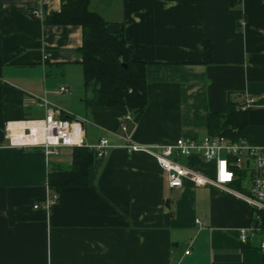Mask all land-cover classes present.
I'll list each match as a JSON object with an SVG mask.
<instances>
[{"label": "crops", "instance_id": "crops-1", "mask_svg": "<svg viewBox=\"0 0 264 264\" xmlns=\"http://www.w3.org/2000/svg\"><path fill=\"white\" fill-rule=\"evenodd\" d=\"M62 1L0 0V264H263L260 237H239L251 219L245 203L190 179L171 188L155 157L125 145L201 139L209 113L246 98L247 140L264 145V0H89L146 63L148 104L128 120L124 107L86 105L82 28L44 21ZM44 99L64 117L85 119L87 146L109 140L86 185L49 187L51 171L71 167V147L46 155L5 137L6 123L43 117ZM178 160L214 177L198 153Z\"/></svg>", "mask_w": 264, "mask_h": 264}, {"label": "built area", "instance_id": "built-area-1", "mask_svg": "<svg viewBox=\"0 0 264 264\" xmlns=\"http://www.w3.org/2000/svg\"><path fill=\"white\" fill-rule=\"evenodd\" d=\"M32 14L39 18L45 16L40 10H34ZM59 91L69 92V89L61 86ZM252 102V98H246L239 108L247 110ZM41 105L46 107L43 117L6 123L5 137L11 145L40 147L46 155H57L61 147L86 146L97 157L105 156L108 138L101 137L96 145L87 146L83 117L71 114L64 117L59 114L58 107L45 99ZM125 118L128 120L132 116L128 113ZM119 126L123 131L127 130L124 120ZM127 141L125 148L128 152H145L155 157L167 173L169 187L181 188L185 180L190 179L197 185H210L245 203L251 211V219L248 226L239 229L240 240L247 243L254 237H260L259 249L264 253V145H252L247 138L231 140L217 134H207L201 139L179 137L174 143L158 146ZM193 153L214 164L213 178L179 162L178 157H188ZM56 200L57 195H53L42 206L49 208ZM39 206L36 204L35 208ZM196 221L201 224L199 219Z\"/></svg>", "mask_w": 264, "mask_h": 264}, {"label": "trees", "instance_id": "trees-1", "mask_svg": "<svg viewBox=\"0 0 264 264\" xmlns=\"http://www.w3.org/2000/svg\"><path fill=\"white\" fill-rule=\"evenodd\" d=\"M44 21L53 25H79L82 44L78 47L83 67L84 89L90 92L86 105L124 107L130 114L139 113L148 104L146 63L134 59L122 32L109 30V23L89 8V0H63L61 9L51 12ZM211 44L205 42V61L211 60ZM248 109L229 101L225 113L211 112L207 117L208 133L231 140L247 138ZM72 148L69 169L49 173V187L57 192L68 186L86 185L94 153L86 146ZM264 264V255H263Z\"/></svg>", "mask_w": 264, "mask_h": 264}, {"label": "rangeland", "instance_id": "rangeland-1", "mask_svg": "<svg viewBox=\"0 0 264 264\" xmlns=\"http://www.w3.org/2000/svg\"><path fill=\"white\" fill-rule=\"evenodd\" d=\"M60 150H61V148H60ZM60 150H59V151H60ZM211 173H212V172H211ZM211 173H210L209 176H210V177H213V174H211ZM244 185H247V182H246V181H244Z\"/></svg>", "mask_w": 264, "mask_h": 264}]
</instances>
